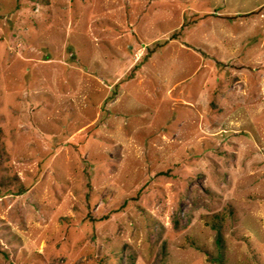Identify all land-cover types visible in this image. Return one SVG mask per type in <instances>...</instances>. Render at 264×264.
<instances>
[{"label": "rangeland", "instance_id": "rangeland-1", "mask_svg": "<svg viewBox=\"0 0 264 264\" xmlns=\"http://www.w3.org/2000/svg\"><path fill=\"white\" fill-rule=\"evenodd\" d=\"M162 245L264 264V0H0V264Z\"/></svg>", "mask_w": 264, "mask_h": 264}, {"label": "trees", "instance_id": "trees-1", "mask_svg": "<svg viewBox=\"0 0 264 264\" xmlns=\"http://www.w3.org/2000/svg\"><path fill=\"white\" fill-rule=\"evenodd\" d=\"M219 233H217V236L215 238V243H216V246H217V253L219 255V257L217 258L218 261L222 262V258H221V252H222V240H221V236L218 235ZM165 255V245H162L161 248L159 249L158 251V254L156 256V259H155V264H158L162 258L164 257Z\"/></svg>", "mask_w": 264, "mask_h": 264}]
</instances>
